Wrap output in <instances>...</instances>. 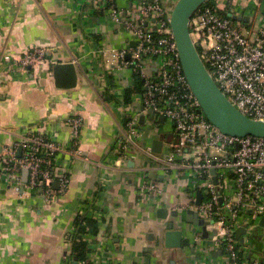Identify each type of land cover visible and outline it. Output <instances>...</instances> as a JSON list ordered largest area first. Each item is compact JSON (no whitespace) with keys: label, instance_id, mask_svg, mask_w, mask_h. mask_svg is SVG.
<instances>
[{"label":"crops","instance_id":"crops-1","mask_svg":"<svg viewBox=\"0 0 264 264\" xmlns=\"http://www.w3.org/2000/svg\"><path fill=\"white\" fill-rule=\"evenodd\" d=\"M175 1L165 0L166 7ZM230 1L238 14L253 13L247 10L253 0ZM103 2L0 0V158L6 148L35 130L70 145V117L83 119L79 146L85 157L61 159V172L70 178V187L49 203L27 189L16 191L0 165V264H84L72 260L80 217L98 223L97 232L90 230L84 236L91 249L89 264H200L192 247L196 227L184 226L169 211L179 200L174 188L157 207L152 198L145 201L139 195L142 178L158 177L154 170H146L152 165L147 167L140 158L126 166L118 164L114 147L125 117L126 93L135 80L131 70H118L111 56L100 55L104 48L131 46ZM136 3L116 0L123 15ZM249 18L248 23L238 22L250 28L262 17L258 12ZM35 48H44L47 60L25 72L17 61ZM6 55L13 57L12 64L3 62ZM61 63L76 66L75 89L56 88L53 69ZM153 121L149 117L142 124L146 131L152 128L141 142L151 149L163 134L161 127L162 134L151 126ZM22 178L27 184V171ZM160 209L169 211L166 219L158 216ZM169 225L182 232V248L166 247ZM263 228L257 229L261 239Z\"/></svg>","mask_w":264,"mask_h":264},{"label":"built area","instance_id":"built-area-1","mask_svg":"<svg viewBox=\"0 0 264 264\" xmlns=\"http://www.w3.org/2000/svg\"><path fill=\"white\" fill-rule=\"evenodd\" d=\"M102 1L112 20L123 26L129 45L135 43L136 47L104 48L100 55L111 56L118 70L139 73L145 90L133 97V103L140 102L138 109L131 111L133 103L123 107L125 117L114 147L118 164L150 159L153 169L146 170H154L158 177L142 178L139 195L145 201L152 198L157 207L169 188H174L179 200L169 211L175 212L184 226L196 227L192 247L201 258L200 264H261L264 241L256 247L253 233L264 220V138L227 136L208 121L183 71L170 26L174 6L166 7L165 0H137L123 15L116 0ZM252 5L247 10L259 12L262 18L259 24L246 28L233 17H249L251 13L240 15L230 0H215L192 17L190 34L227 100L243 115L264 121V0H253ZM127 55H131L130 60ZM13 60L6 55L3 62L12 64ZM46 60V50L35 48L17 62L26 72ZM142 117L147 121L153 117L150 124L159 132L162 128L161 139L174 136L172 143L165 142L161 154L142 145L146 126L141 124ZM160 117L165 118V124L158 122ZM67 123L72 128L70 145L35 130L4 150L1 169L16 191L27 189L47 203L68 192L70 178L61 172L60 161L63 157H85L79 146L83 119L70 117ZM24 171L29 175L27 184L23 183ZM199 191L201 205L197 204ZM190 211L213 223L207 226L210 237H204L202 227L186 221ZM241 228L245 229L242 241L238 238Z\"/></svg>","mask_w":264,"mask_h":264},{"label":"water","instance_id":"water-1","mask_svg":"<svg viewBox=\"0 0 264 264\" xmlns=\"http://www.w3.org/2000/svg\"><path fill=\"white\" fill-rule=\"evenodd\" d=\"M215 0H178L173 7L171 14L170 26L177 44L178 54L187 82L199 100L201 110L219 131L231 137L244 138L252 136L256 138H264V121L254 120L243 115L234 105H232L220 90L218 85L207 70L198 49L196 48L190 34V22L192 17L205 4ZM235 21L250 22L249 17L234 16ZM123 28V26H122ZM136 47L135 43L131 44ZM127 60L131 59V55H127ZM53 77L55 86L61 90H72L78 85V73L73 63H61L54 66ZM145 117H142L141 124H144ZM159 123L164 124L165 118L160 117ZM174 136L169 134L166 140L156 139L152 145V151L156 154L163 152L164 144L172 143ZM21 150L19 153L21 154ZM131 165L133 163H130ZM134 165V164H133ZM215 174V171H213ZM217 183L216 177L214 178ZM59 187L58 184L55 185ZM197 204L201 205L203 201L202 192L197 193ZM169 215L167 209H160L158 216L166 219ZM172 217H176V213H171ZM187 222L203 228L205 238L210 237L207 226L213 223H207L199 219L198 215L192 211L187 213ZM173 225L167 227L166 247L170 249H180L183 246V235L181 231L174 230ZM264 227V220L261 224ZM245 233V229L241 228L238 232V238L242 241L241 236ZM264 264V261L261 262Z\"/></svg>","mask_w":264,"mask_h":264},{"label":"trees","instance_id":"trees-1","mask_svg":"<svg viewBox=\"0 0 264 264\" xmlns=\"http://www.w3.org/2000/svg\"><path fill=\"white\" fill-rule=\"evenodd\" d=\"M213 2L214 1H211L205 4L204 6H210L211 4H213ZM226 17L228 16L226 15ZM134 80L135 83L133 87L129 89L126 93V104H130L132 102L133 95L142 94L143 92H145L143 88V81L139 73H134ZM90 230H93L94 233L98 231V223L96 221L86 219L84 217H80L77 219L76 233L72 250V260L74 262L89 264V254L91 252V249L84 236L89 234L91 232Z\"/></svg>","mask_w":264,"mask_h":264},{"label":"rangeland","instance_id":"rangeland-1","mask_svg":"<svg viewBox=\"0 0 264 264\" xmlns=\"http://www.w3.org/2000/svg\"><path fill=\"white\" fill-rule=\"evenodd\" d=\"M137 95H141V94H137ZM136 95V96H137ZM138 106H140V102H138V101H136V102H134L133 103V108H132V112H133V110H135V109H138ZM169 123V122H168ZM152 126V125H151ZM153 127V126H152ZM154 128V127H153ZM168 128H170L169 127V125L167 124L166 125V129H168ZM152 128H148L147 130L148 131H150ZM148 131H146V129H145V134L148 132ZM147 135V134H146ZM145 160H143L145 163H146V166L148 167V165H153V163L150 161V159H147V158H144ZM145 177V176H144Z\"/></svg>","mask_w":264,"mask_h":264},{"label":"flooded vegetation","instance_id":"flooded-vegetation-1","mask_svg":"<svg viewBox=\"0 0 264 264\" xmlns=\"http://www.w3.org/2000/svg\"><path fill=\"white\" fill-rule=\"evenodd\" d=\"M260 231L256 230L253 233V241H256V247H260L263 244L264 238L261 239Z\"/></svg>","mask_w":264,"mask_h":264}]
</instances>
